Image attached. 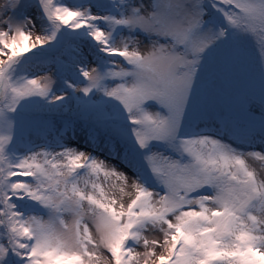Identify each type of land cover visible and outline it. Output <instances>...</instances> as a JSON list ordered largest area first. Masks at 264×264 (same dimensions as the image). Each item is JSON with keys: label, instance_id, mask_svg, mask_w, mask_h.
<instances>
[{"label": "snow or ice", "instance_id": "6c2138e0", "mask_svg": "<svg viewBox=\"0 0 264 264\" xmlns=\"http://www.w3.org/2000/svg\"><path fill=\"white\" fill-rule=\"evenodd\" d=\"M66 40L69 66L30 71ZM248 40L264 110V0H5L0 264H264V114L239 100L259 129L239 144L191 125L214 65ZM73 100L59 140L21 146L29 108Z\"/></svg>", "mask_w": 264, "mask_h": 264}, {"label": "rangeland", "instance_id": "374dc122", "mask_svg": "<svg viewBox=\"0 0 264 264\" xmlns=\"http://www.w3.org/2000/svg\"><path fill=\"white\" fill-rule=\"evenodd\" d=\"M4 2L5 0H0V5H3ZM65 2L72 3L73 0H65ZM73 47L75 45L71 41L66 40L62 47L54 49L46 58L34 64L30 68V71L33 74H38L43 70L51 68L53 65L56 68H61V66H65L66 68L75 59L72 52ZM81 48L84 49L83 54L88 55L89 50L84 45H81ZM243 49L244 56L239 61L230 63L226 67L220 63L214 65L212 72L209 73L203 83L201 95L191 121L192 127L194 125L214 127L238 144L244 142L243 136L246 132L249 137L258 135L259 132L258 127L254 129L247 127L244 114L239 110V100L245 97H253L257 101L254 104L250 103L246 105V108L252 109L249 115L257 122L260 120L261 115L264 114V110L260 108L258 103L262 87L258 70V49L251 40L244 43ZM65 74H67L66 71ZM71 107V112L65 109L63 113H51L40 107L29 108L24 118L23 143L31 140L35 144L40 145L43 144L42 139L44 137L57 136L56 128L64 124L70 116L74 117L76 115L77 102L75 100L72 101ZM104 111L107 115L112 110L110 107H105ZM228 119L237 128L235 133L227 129L221 131L224 121ZM49 132H51V135H49ZM23 143L21 146H23ZM259 145L260 141L257 139L255 146ZM92 147H96L95 153L97 155L106 154L102 145L97 147L94 144ZM256 166L259 167V165ZM150 238L152 237L150 236ZM137 251L143 252L144 249L139 247Z\"/></svg>", "mask_w": 264, "mask_h": 264}, {"label": "bare ground", "instance_id": "6f19581e", "mask_svg": "<svg viewBox=\"0 0 264 264\" xmlns=\"http://www.w3.org/2000/svg\"><path fill=\"white\" fill-rule=\"evenodd\" d=\"M193 130L195 131H200V130H204V131H209V132H212V133H216V134H220V135H225L224 133H221L218 129L214 128V127H206V126H196L194 125L193 127ZM57 140H59V137L58 136H50V137H44L42 139V143H54L56 142ZM61 143H63V141H60ZM78 143L80 144L81 147H86L87 146V141H83V140H79ZM24 144H27L26 143H23V146ZM91 150V149H89ZM96 154V153H95ZM97 155V154H96Z\"/></svg>", "mask_w": 264, "mask_h": 264}]
</instances>
